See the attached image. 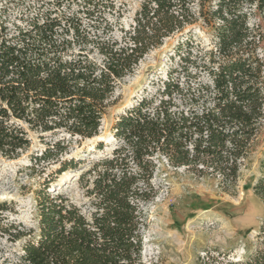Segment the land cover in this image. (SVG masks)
I'll return each mask as SVG.
<instances>
[{
  "label": "trees",
  "instance_id": "obj_1",
  "mask_svg": "<svg viewBox=\"0 0 264 264\" xmlns=\"http://www.w3.org/2000/svg\"><path fill=\"white\" fill-rule=\"evenodd\" d=\"M73 4L78 9L70 12ZM107 9L115 10L113 1L57 0L14 29L0 21L2 156L16 159L30 147L27 127L98 137L119 85L166 39L187 34L191 42L186 30L200 20L216 40L215 51L201 56L212 83L198 91H169L168 83L159 97H143L118 118L112 132L119 143L79 178L91 210L48 191L55 177L81 164L74 159H57L59 167L37 191L36 230L9 222L8 203L0 202V236L23 241L18 264H146L143 207L158 196L159 164L214 178L235 194L264 124V0H144L120 39L108 35L111 26L92 37L80 14L92 19ZM66 147L60 139L42 159ZM262 166L253 189L264 202V160ZM257 238L254 253L227 264H264V222Z\"/></svg>",
  "mask_w": 264,
  "mask_h": 264
},
{
  "label": "rangeland",
  "instance_id": "obj_2",
  "mask_svg": "<svg viewBox=\"0 0 264 264\" xmlns=\"http://www.w3.org/2000/svg\"><path fill=\"white\" fill-rule=\"evenodd\" d=\"M56 1L0 0V21L14 29L38 10L52 8ZM110 1L115 4L113 12L108 9L96 12L92 19L80 14L84 28L91 31L92 37L104 36L107 26H111L112 33L108 35L120 39L121 29H130L144 2ZM66 5L62 6L65 10ZM77 9L73 4L70 12ZM257 22L258 19L252 17L251 25ZM188 30H191V42L186 43L187 34L166 39L163 46L151 51L134 74L119 85L98 137L81 140L63 134L54 136L36 132L27 127L31 144L20 157L8 159L0 153V202L8 203L9 208L3 216L9 222L22 229H37V191L59 167L57 159H74L81 164L55 177L48 191L54 195L64 194L84 210H91L90 199L79 178L94 161L110 155L119 143L112 132L118 118L143 97H159L162 91H167L168 83L171 84L169 91H198L200 85L212 83L201 58L208 51H215L212 31L202 20L186 32ZM181 39L185 44L178 52ZM60 139L67 145L63 153L42 159L46 149L52 148ZM99 144L103 150L98 149ZM263 160L264 124L254 151L243 163L235 194L224 192L214 178H200L185 168H173L166 162L159 164L155 179L159 186L158 196L143 207L146 216L143 261L146 264H227L229 260L247 259L259 246L257 236L264 222V202L253 189L263 174ZM22 244L23 241L13 242L8 236H0V264H18Z\"/></svg>",
  "mask_w": 264,
  "mask_h": 264
}]
</instances>
